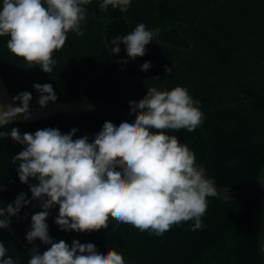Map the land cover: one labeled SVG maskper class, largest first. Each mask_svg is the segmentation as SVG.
I'll return each instance as SVG.
<instances>
[{
  "label": "trees",
  "instance_id": "obj_1",
  "mask_svg": "<svg viewBox=\"0 0 264 264\" xmlns=\"http://www.w3.org/2000/svg\"><path fill=\"white\" fill-rule=\"evenodd\" d=\"M101 2L83 5L84 34H67L64 47L54 53L56 63L49 74L15 57L7 48L10 37H0V73L9 91L14 97L31 93L30 107H35L40 106V93L34 84H51L55 103H61L76 100L83 83L89 98L130 107L149 88L183 87L199 101L195 106L203 114L195 131H176L195 160L217 186H252L264 168V0H131L124 12L111 6L101 11ZM140 23L150 31L161 29L154 44L146 45L145 55L133 60L124 45L118 55L112 53L111 42ZM146 61L151 67L145 71L141 66ZM166 68H172L170 75ZM134 120L96 110L34 123L12 122L0 129L9 134L0 135V208L14 204L21 193L31 201L10 218V226L30 248L43 254L50 245L26 239L31 217L43 209L32 199L29 185L36 181L24 184L19 179V162L13 163V157L25 146L11 139V130L17 128L22 137L47 128L68 134L75 128L74 140L87 136L91 143L105 122L118 127ZM262 213L261 202L254 199L225 203L208 197L203 227L196 231L191 230L194 221H189L157 236L128 224L117 227L111 217L106 229L63 231L55 223L58 205L49 209L46 223L53 242L63 240L69 247L74 240L91 243L99 253L122 254L125 264H264L258 250ZM0 243L7 249L5 258L28 264L31 254L6 229H0Z\"/></svg>",
  "mask_w": 264,
  "mask_h": 264
},
{
  "label": "clouds",
  "instance_id": "obj_2",
  "mask_svg": "<svg viewBox=\"0 0 264 264\" xmlns=\"http://www.w3.org/2000/svg\"><path fill=\"white\" fill-rule=\"evenodd\" d=\"M88 3L90 0H3L0 37H10L7 48L15 57L49 74L56 63L54 53L64 47L67 34L83 36L80 25L87 12L83 5ZM130 3L102 0L100 10L111 6L124 12ZM155 37L154 31L140 23L131 33L116 37L110 51L118 55L124 45L127 56L134 60L145 55L146 45ZM141 67L146 71L151 62ZM171 72L172 68H166L167 75ZM33 87L40 93L41 108L58 99L51 84ZM31 100V93L22 92L13 98V104L19 102L20 106L9 105L7 110L0 106V124H10L18 116L31 119ZM198 103L183 87L171 91L149 88L143 99L130 102L131 112L136 113L134 122L125 121L118 127L105 122L91 143L87 136L74 140L75 128L68 134L47 128L22 137L13 128L11 139L25 146L13 157V163L19 162L22 183L36 181L29 187L32 199L43 209L31 217L26 239L30 244L40 240L50 245L43 254L34 247L28 264H125L122 254L112 250L99 253L91 243L74 240L69 247L63 240L53 242L46 220L49 209L56 205L59 216L55 223L63 231L106 229L110 217L117 227L128 224L157 236L182 222L194 221L191 230L201 229L207 198L217 195L214 181L196 166L195 155L187 145L165 134V130L195 131L203 117L195 106ZM29 203L21 193L14 204L0 208V229L7 228L10 218ZM6 253L0 243V264H15L11 257L5 258Z\"/></svg>",
  "mask_w": 264,
  "mask_h": 264
},
{
  "label": "water",
  "instance_id": "obj_3",
  "mask_svg": "<svg viewBox=\"0 0 264 264\" xmlns=\"http://www.w3.org/2000/svg\"><path fill=\"white\" fill-rule=\"evenodd\" d=\"M105 33V29H104ZM156 37L161 34V29L158 28L156 31ZM156 37L152 40L151 46L154 44ZM107 44V41L105 39ZM106 69V68H105ZM97 74L96 76L100 75ZM14 95L9 91L1 73H0V106L3 107V110H7L9 105L13 107L20 106L17 102L13 104ZM103 111L113 114H119L127 116L131 119H135L136 113H132L130 107L122 106L114 103L104 102L93 100L89 98L84 90L83 83L79 86V97L74 101L61 102V103H49L47 107L41 108L40 106L30 107L31 119L25 120L23 116L16 117L12 122L14 123H34L43 119L58 115H76L87 111ZM11 122V123H12ZM7 124H0V129ZM167 135H174L178 138L179 142L183 145H186L181 136L174 130H165ZM196 166L204 170L205 177L207 179V173L205 166L199 164L195 160ZM214 187L217 189V195L214 198H217L225 203L227 202H237L254 199L261 202L263 207L262 213V223L258 239V250L261 256L264 258V168L262 169L257 181L252 186L246 187H220L214 184ZM6 229L15 241L27 252L31 254L32 248H30L16 233V231L9 225Z\"/></svg>",
  "mask_w": 264,
  "mask_h": 264
}]
</instances>
